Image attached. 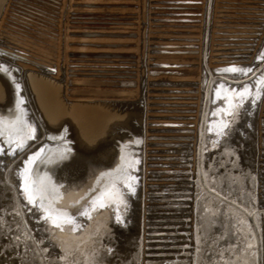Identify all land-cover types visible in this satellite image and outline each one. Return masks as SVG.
<instances>
[{
	"label": "water",
	"instance_id": "1",
	"mask_svg": "<svg viewBox=\"0 0 264 264\" xmlns=\"http://www.w3.org/2000/svg\"><path fill=\"white\" fill-rule=\"evenodd\" d=\"M214 1L205 0L202 25L193 264H264V205L258 204L264 33L250 62L210 66ZM6 3L0 0V18ZM68 7L65 0L59 78L0 56V264H147L145 56L149 44L145 46V37L199 31L179 29L181 25L146 30V0H139V32L71 30L69 35L79 38H139V56L70 52L113 62L133 59L135 63L139 57V97L66 96ZM163 20L168 19H152L155 27L165 26L158 23ZM70 44L137 46L134 42ZM127 72L116 76L132 78L128 85L135 86L137 75ZM249 244L254 247L249 249Z\"/></svg>",
	"mask_w": 264,
	"mask_h": 264
},
{
	"label": "rangeland",
	"instance_id": "2",
	"mask_svg": "<svg viewBox=\"0 0 264 264\" xmlns=\"http://www.w3.org/2000/svg\"><path fill=\"white\" fill-rule=\"evenodd\" d=\"M28 1L31 3L28 4ZM60 2L63 4L56 6L34 0H7L0 18V56L59 78L65 5L64 1ZM204 2L202 0L201 5H196V14L191 17L193 21L181 23L191 24L190 26L178 27L197 30L198 34L149 33V38L145 37V46L149 44L145 56V96L148 103L145 152L147 264H193V232L188 237H183L182 234L190 233L193 219L190 207L194 201L195 141L192 137L197 128L200 101ZM152 12L151 8L146 9V30L176 29L177 26L174 25L180 24L172 21V16H168L164 18L168 20L158 22L166 24L165 26L155 27L152 19H163V15L154 16ZM42 14L49 17H45L46 21L42 20L41 23L38 16ZM125 21L130 23H120ZM119 25L128 27L121 28L122 30L112 28ZM135 27L139 28V20L111 17L104 11H78L69 5L65 41V95L138 98L139 57L135 63L132 62L133 59H118L115 63L110 58L72 56L70 52L83 51V47L89 46L71 45L70 42L80 41L81 38L69 35L71 30L131 31L136 30ZM263 33L264 0H215L209 65L250 62ZM109 39L136 43L137 46L133 48L114 50H127L139 56V38ZM187 39L194 46L193 52L182 46ZM107 69L124 71L123 73H128V70L134 72L138 85L121 84L120 78L105 74ZM148 71L157 73H147ZM189 115L193 116L192 133L186 132V120L181 118ZM187 135L192 140H188ZM189 143H192L191 146ZM192 149V153L187 155L186 152ZM185 187L191 191L188 197L183 195ZM258 204L264 205V98L258 116ZM263 220L264 216L261 218L264 235ZM184 239L186 243L180 244ZM180 247L187 249L185 259L175 256L180 255Z\"/></svg>",
	"mask_w": 264,
	"mask_h": 264
},
{
	"label": "crops",
	"instance_id": "3",
	"mask_svg": "<svg viewBox=\"0 0 264 264\" xmlns=\"http://www.w3.org/2000/svg\"><path fill=\"white\" fill-rule=\"evenodd\" d=\"M52 1V0H48ZM54 1V0H53ZM65 2V0H62ZM73 2H82V3H107L109 7L106 8H89V7H78V11H92L94 13L103 12L110 15L111 17H123L134 19L135 21L139 20V0H69V5ZM202 0H146V9L151 8L152 14L163 15L164 18L172 16V19H185L191 20V17H194L196 14V5H201ZM86 9V10H85ZM134 13H138L137 15ZM134 15V16H133ZM162 19V18H161ZM175 21V20H173ZM178 21V20H177ZM176 25V24H175ZM184 27H188L191 24H179ZM187 25V26H186ZM171 26V25H169ZM115 27V28H114ZM128 26H112V28L117 30H122L121 28H127ZM134 29H139L135 27ZM82 39V40H81ZM80 41H100V42H128V40L119 39H109V38H81ZM84 39V40H83ZM113 40V41H111ZM182 46H185L189 52H193L192 43L189 39L183 42ZM165 48V47H164ZM160 48V50L165 51V49ZM83 51H113V52H127L114 49H105V48H82ZM123 66V65H121Z\"/></svg>",
	"mask_w": 264,
	"mask_h": 264
},
{
	"label": "bare ground",
	"instance_id": "4",
	"mask_svg": "<svg viewBox=\"0 0 264 264\" xmlns=\"http://www.w3.org/2000/svg\"><path fill=\"white\" fill-rule=\"evenodd\" d=\"M60 1L61 0H52V1H48V0H34V2H40V3H46V4H50V5H56V6H59L60 5ZM26 3V2H25ZM28 4L29 3H31L30 1H28L27 2ZM41 14V13H40ZM40 16V17H39ZM38 16V18H39V20H41V23H42V20H44V21H46V19H45V17H49V16H47V14H42V16L41 15H39ZM86 39V38H85ZM84 42H89V41H84ZM92 42H100V41H92ZM76 47V46H75ZM84 48V47H83ZM85 48H105V49H115V48H111V47H85ZM116 49H119V48H116ZM120 49H125V48H120ZM194 51V50H193ZM60 52V51H59ZM102 52H113V51H102ZM120 52V51H119ZM119 61V60H118ZM115 63H116V61H114ZM111 67H113V66H111ZM124 71H120V70H115V69H107V73H105L107 76H111V77H116V78H119L118 76H116V75H121L122 73H123ZM132 78H127V76L126 77H121L119 80H120V83L121 84H126V85H128L129 83H132V80H131ZM115 80V79H114ZM194 83H196V82H194ZM196 84H198V83H196ZM196 84H194V86H197ZM138 85V82H137V84L135 85V86H137ZM120 89V88H119ZM162 117H164V116H162ZM181 118H184V120H186L185 122H184V125H185V127H186V132H188V133H192V130H193V124H192V119L191 118H193V116H182ZM188 120V121H187ZM179 122V121H178ZM197 127V126H196ZM194 131V130H193ZM196 131H197V128H196ZM196 131L193 133L194 134V137H192V138H194V141H195V146H196ZM189 135H187V138H188V140H192V138H190V137H188ZM176 137V136H175ZM147 138H148V136H147ZM190 144V146H191V144L192 143H189ZM193 144H194V142H193ZM187 148H189L188 146H187ZM194 148V147H193ZM192 151H193V149L192 150H189V151H187L186 152V154L187 155H189V153H192ZM188 160V162H189V158L187 159ZM191 173V172H190ZM191 175V174H190ZM190 190H191V188H190ZM190 193H191V191H189V188L188 187H185V191H183V195L185 196V197H188V196H190ZM191 208H192V211H193V219H192V226H191V229H190V233H188L187 234V232H184L182 235H183V237L184 236H190V234H192V232L194 231V201H193V205H192V207H190V211H191ZM183 215V214H182ZM185 223H188V221H186ZM263 225H264V220H263ZM187 226V225H186ZM188 230H189V227H188ZM178 240H179V238H177ZM182 241V240H181ZM180 241H178V243H179ZM175 243V242H174ZM183 243H186V240L184 239L180 244H183ZM184 246V245H183ZM193 247V246H192ZM180 249H181V252H180V255H175V256H180V257H182V258H186L187 256H186V251H187V249H186V247H183V248H181L180 247ZM179 249V250H180ZM172 250H174V247H172ZM176 250V249H175ZM192 251H193V248H192ZM174 256V255H173ZM174 256V257H175Z\"/></svg>",
	"mask_w": 264,
	"mask_h": 264
},
{
	"label": "flooded vegetation",
	"instance_id": "5",
	"mask_svg": "<svg viewBox=\"0 0 264 264\" xmlns=\"http://www.w3.org/2000/svg\"><path fill=\"white\" fill-rule=\"evenodd\" d=\"M178 20V21H177ZM176 22H178V23H186V22H191V21H193V20H185V19H181V18H179V19H176L175 20ZM193 26H195V25H193ZM183 28V27H182ZM186 28V27H185ZM184 28V29H185Z\"/></svg>",
	"mask_w": 264,
	"mask_h": 264
},
{
	"label": "snow or ice",
	"instance_id": "6",
	"mask_svg": "<svg viewBox=\"0 0 264 264\" xmlns=\"http://www.w3.org/2000/svg\"><path fill=\"white\" fill-rule=\"evenodd\" d=\"M231 71H237V69H231ZM29 163H31V161H29ZM249 249H251V248H253L254 247V245H251V244H249ZM252 256H253V258H255V256H256V253L255 252H252Z\"/></svg>",
	"mask_w": 264,
	"mask_h": 264
}]
</instances>
